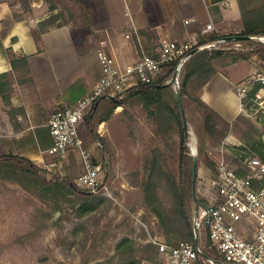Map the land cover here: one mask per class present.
Returning a JSON list of instances; mask_svg holds the SVG:
<instances>
[{
  "label": "crops",
  "instance_id": "obj_1",
  "mask_svg": "<svg viewBox=\"0 0 264 264\" xmlns=\"http://www.w3.org/2000/svg\"><path fill=\"white\" fill-rule=\"evenodd\" d=\"M91 1L94 2V9H88L101 15L97 18L94 12L85 23L73 15L70 8L68 15L57 1V7L51 9L47 0H0V74H8L6 81L12 88L10 104L0 93V154H20L43 168L56 160L48 153L53 145L48 126L50 116L60 107L75 105L100 78L98 50L102 44L119 64L124 65L147 53L150 39L151 45H157L163 38L183 41L208 24L215 27L209 33H240L244 12L264 5V0ZM59 11L63 12V17L66 16L62 20L64 24L49 27L37 39L33 31ZM142 29L148 30L150 39L140 33ZM9 48L18 57L27 56L29 74L24 77L30 76V81H19L21 73L14 70L6 53ZM217 69L197 95L231 123L239 115L252 119L260 127L264 145V114L256 115L248 110L238 92L239 84L264 69V57L253 56L218 65ZM104 99L107 96H102L95 108L104 103ZM123 109V105L119 104L109 119L97 125L96 131L100 136L111 133L112 123H117L116 118ZM128 115L131 117V113ZM259 117L261 122L257 119ZM132 121L135 122L134 116ZM234 132L224 138L225 143L230 148L238 146L245 152L251 150L245 140ZM84 135L87 136V142L84 139L86 145L92 148L94 154L99 147L98 140L89 134ZM103 152L104 149L101 154L104 158ZM76 159L83 168L75 149L69 150L62 159L61 165L68 168L65 169L67 175L75 174L71 167Z\"/></svg>",
  "mask_w": 264,
  "mask_h": 264
},
{
  "label": "rangeland",
  "instance_id": "obj_2",
  "mask_svg": "<svg viewBox=\"0 0 264 264\" xmlns=\"http://www.w3.org/2000/svg\"><path fill=\"white\" fill-rule=\"evenodd\" d=\"M56 1L61 3V8H65L68 15L70 8L71 13L85 23L95 12L90 11L94 9V2L91 0L90 3L88 0ZM95 13L97 18L101 15ZM64 19L66 16L60 21ZM92 33L98 35L93 30ZM123 107L116 118L117 121L115 120L117 123H112L111 133L107 132L102 136L106 144L103 148L106 158L101 156V144H98L99 147L93 154L94 159L103 165V181L106 174L109 177L104 181L109 187V192L95 193V206L92 205L91 209L80 213L79 207L76 208L72 204V201L79 199L78 195L67 194L66 198L57 196L66 199L61 201L60 210L56 208V200L53 197L43 198L15 181L0 179V264H93L96 260L111 259L115 254L117 242L124 236L135 241L138 256H145L142 264L144 261L148 264H167V256L160 249L157 259L152 260L148 259L150 257L144 253V248L148 242L156 244L154 240L157 239L166 242L163 230L168 231L175 240L182 223L177 222L171 212L172 195L165 187L166 176L161 175L159 180L157 208L161 207L165 217L169 218L167 226H164V222L162 223L149 207L141 180L146 176V171H149L145 163L147 156L150 158L151 155H158V151H154L156 147L161 148L160 153L167 174L170 172L179 180L180 137L177 132L166 136L159 135L156 124L147 117L141 104L128 102ZM247 107L254 112L251 106ZM130 113L131 117L128 115ZM185 115L190 155L192 148L196 146L197 153L192 156L198 157L196 194L189 203L192 212L200 203L197 200H203L205 194L211 192L210 179L214 177L218 160L224 158L238 173H247L242 160L247 156L258 155L252 151L230 148L224 139L215 142L206 137L202 116L191 102L186 104ZM132 116L135 122L132 121ZM257 119L262 121L260 117ZM253 124L261 134L260 127L254 122ZM244 125L241 123L234 129V133L242 140ZM85 136L83 137L87 142ZM91 137L100 142L95 135ZM261 137L262 134L258 138ZM208 158L214 161L215 169L207 166ZM72 164L71 170L75 173L73 176L67 175L68 168L62 165L59 171L49 173L68 176L75 181L84 168L78 159ZM202 236L200 243L203 246L208 240L205 233Z\"/></svg>",
  "mask_w": 264,
  "mask_h": 264
},
{
  "label": "trees",
  "instance_id": "obj_3",
  "mask_svg": "<svg viewBox=\"0 0 264 264\" xmlns=\"http://www.w3.org/2000/svg\"><path fill=\"white\" fill-rule=\"evenodd\" d=\"M51 9L57 7L56 0H47ZM63 12L50 16L48 19L40 23L39 29L34 30L33 33L38 39L42 31L52 26H59L64 24L65 21H59L63 17ZM243 30L240 33L216 34L206 33L199 36L201 44L212 42L216 39L224 38L229 43L235 42V37L238 35L247 36L245 40H238L242 48H221L212 47L197 49L192 53L188 61L184 64L180 72V85L176 86L174 83L167 85L171 82L175 67L169 66L166 73L160 75L158 79L150 83H140L137 88L130 89L125 92L123 99L119 100L118 96L109 97L98 108L95 104L90 108L80 125V134L95 135L100 142L101 148H105V139L96 131V127L102 121L111 117L116 107L126 105L128 102L141 104L147 113V117L154 121L157 127V132L161 136L170 135L177 132L180 137L179 144V164H180V178L176 179L172 173H168L164 169L160 147L154 148L158 151V155H151L150 158L145 160L149 171H146V176L141 180L142 188L146 196V201L152 211L157 214L158 218L164 222V226L170 222L168 217H165L163 210L157 208L159 201L157 188L159 187V180L161 175H165V187L171 192L172 209L171 212L176 217L177 222H181V230L175 237H171L168 231L163 230L167 238L166 243L176 245L181 241H190L196 243V233L194 230V211L189 209V203L193 199V163L194 157L190 155L189 150V134L188 128L184 127L183 116L181 114L179 102L177 100V91L181 92L184 106L187 102L195 105L202 116L203 132L206 137L213 141L224 139L231 131H235L238 125L244 123L243 139L246 144L251 148L248 151H254L261 158H264V145L259 137L261 135L253 122L245 115H239L236 120L231 123L220 115L214 108L202 100L197 92L202 88L211 77L217 72L218 65H227V63H235L241 60L249 59L253 56H264V43L258 40L259 36H264V5L255 9L244 12L242 15ZM141 34L150 36L148 30H140ZM229 37H232L229 40ZM146 51L148 54H153L157 45H151L152 40H149ZM10 62L14 70L20 71L19 81L31 80V77H24L29 74V63L27 56L18 57L11 48L6 50ZM8 74H0V93L7 104L11 103L12 88L8 85L6 78ZM258 89L256 85L247 95L243 98V104L250 106L251 98L255 96ZM102 98V97H101ZM100 98V100H101ZM103 101V100H102ZM247 125V126H246ZM235 129V130H234ZM236 149H243L242 147L234 146ZM94 159V157H93ZM95 162H97L94 159ZM207 166L215 169L214 161L208 158ZM167 174V175H166ZM46 168L35 164L30 158L20 154L8 153L0 154V179H9L19 183L25 189L32 190L38 196L43 198L55 199L56 208L62 209L61 201L66 200L67 194H76L79 199L72 201L74 207L80 209V213L87 209H91L92 205L95 206L96 194L88 189L78 186L74 178L62 176L60 174H53ZM215 175V174H214ZM108 175L104 177V181L108 179ZM264 185L263 182L260 183ZM57 196H63L58 198ZM198 204L205 201L197 200ZM161 206V204H160ZM171 227V225L169 226ZM182 239V240H181ZM207 244H203L202 252L196 264H211L208 259H213L217 264H232L225 262L222 256L212 246L211 240ZM205 239V240H206ZM180 240V241H179ZM201 241V239H200ZM159 245L148 242L144 248V253L150 257L148 259L155 260L158 257ZM145 256H138L135 247V241L127 236L122 237L116 244L115 254L109 259H100L93 262V264H142ZM206 260V261H205Z\"/></svg>",
  "mask_w": 264,
  "mask_h": 264
},
{
  "label": "built area",
  "instance_id": "obj_4",
  "mask_svg": "<svg viewBox=\"0 0 264 264\" xmlns=\"http://www.w3.org/2000/svg\"><path fill=\"white\" fill-rule=\"evenodd\" d=\"M214 29L213 24H208L183 41L163 38L153 54L143 53L136 61L124 65L119 64L102 44L98 50L102 72L100 78L75 105L60 107L50 116L48 126L53 145L48 153L56 160L50 162L46 169L59 171L64 156L75 149L84 168L75 179L76 184L93 193L107 194L109 187L103 181V165L94 161L92 148L86 145L80 134L79 128L85 115L102 96H118L121 100L126 91L137 88L140 83L155 81L166 73L169 66L175 67L170 83L179 86L180 72L194 50L243 47L238 40L229 43L224 38L201 44L199 36ZM258 40L264 43V36H259ZM256 85L258 89L250 100V106L256 114H264V69L239 84L238 92L245 98ZM191 153H197L196 146ZM242 162L247 173H238L224 158L218 160L215 175L210 179L211 192L205 194L206 202L198 204L194 211V230L199 237L198 242L181 241L169 245L154 240L160 251L166 254L167 264H196L202 252L200 239L204 233L225 262L264 264V185H258L264 180V160L253 155L245 157ZM208 261L217 264L213 259Z\"/></svg>",
  "mask_w": 264,
  "mask_h": 264
},
{
  "label": "water",
  "instance_id": "obj_5",
  "mask_svg": "<svg viewBox=\"0 0 264 264\" xmlns=\"http://www.w3.org/2000/svg\"><path fill=\"white\" fill-rule=\"evenodd\" d=\"M248 37L247 36H243V35H238L235 37V40H245L247 39ZM232 37H229V40H231ZM196 50H194L193 52H195ZM171 84L170 82L167 84L169 85ZM177 100L179 102V106H180V110H181V114L183 116V122H184V127L185 128H188L187 126V119H186V115H185V106H184V102H183V99H182V95H181V92L180 91H177ZM99 104V101H97L95 103V107H97V105ZM188 133V132H187ZM194 163H193V195L196 194V185H195V182H196V178H197V173H198V157L197 156H194ZM199 241V237L196 236V242Z\"/></svg>",
  "mask_w": 264,
  "mask_h": 264
}]
</instances>
